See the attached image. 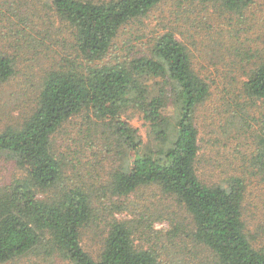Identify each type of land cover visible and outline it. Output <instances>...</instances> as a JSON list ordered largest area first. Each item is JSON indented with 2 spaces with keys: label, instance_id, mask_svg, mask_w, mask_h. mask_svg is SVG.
<instances>
[{
  "label": "trees",
  "instance_id": "16d2710c",
  "mask_svg": "<svg viewBox=\"0 0 264 264\" xmlns=\"http://www.w3.org/2000/svg\"><path fill=\"white\" fill-rule=\"evenodd\" d=\"M165 1H45L68 32L75 56L33 85L37 95L29 114L0 127V158L21 174L0 183V264L27 256L69 264H189L199 250L202 264H264V248L254 246L257 235L243 216L248 178L235 171L208 181L197 171L196 113L211 88L195 70L191 53L167 31L135 56L103 62L127 23ZM191 1L236 14L252 2ZM249 51L240 59L250 64L242 71L241 90L248 102L264 103V58L254 60ZM15 75V58L0 52V84ZM130 110L141 114L155 147L145 145L123 119ZM82 112L114 139L116 155L127 157L98 187L90 180L72 182L68 169L82 164L59 154L52 142L61 126ZM248 117L261 122L249 175L264 180V120ZM147 188L169 204L163 212L155 215L153 204L142 212L126 205ZM123 211H131L132 218L115 217ZM164 215L169 229L162 234L153 224ZM94 227L103 232L95 256L81 246L83 232Z\"/></svg>",
  "mask_w": 264,
  "mask_h": 264
},
{
  "label": "rangeland",
  "instance_id": "374dc122",
  "mask_svg": "<svg viewBox=\"0 0 264 264\" xmlns=\"http://www.w3.org/2000/svg\"><path fill=\"white\" fill-rule=\"evenodd\" d=\"M45 1L0 0V52L14 57L16 64V75L0 84V127L22 120L29 114L37 95L34 86L48 70L64 67L65 59L75 56L70 49L68 32L52 17L53 13ZM167 31H172L191 53L195 70L202 73V78L209 82L211 88L210 96L196 113L195 123L199 132L197 171L208 181H216L218 177L235 171L248 178L243 203L244 221L248 231L257 235L254 246L264 248V180L258 175H249L255 170L252 161L261 134V122L248 117L251 115L254 119L264 120V103H250L243 95L241 89L245 76L242 71L250 64L240 61L247 50L256 56L254 60L264 58V0H252L249 7L239 14L226 12L219 4L201 7L191 0L184 3L167 0L146 17L127 23L119 31L114 49L103 62L135 56L145 50L153 38ZM167 115H173L171 107H168ZM123 119L136 130L145 145L155 147L141 114L130 110ZM239 119H244L246 125L241 121V127ZM248 122L251 128L247 126ZM102 128L99 122L90 120L82 112L53 135L56 151L69 159L75 156L82 164L68 169L72 182L90 180L98 187L107 181L113 169L127 163V157L116 155L118 146ZM20 175L13 164L0 158V183ZM155 194L151 188L142 189L138 195H131L126 205L131 202L137 212H142L153 204L151 211L156 215L169 204L154 197ZM129 212L123 211L115 217L130 219L132 214ZM165 217L153 224V228L162 234L169 229V221ZM102 236L100 227L87 229L82 235V248L95 256ZM200 251L189 264H202ZM6 264L69 263L56 257L42 261L27 256Z\"/></svg>",
  "mask_w": 264,
  "mask_h": 264
}]
</instances>
